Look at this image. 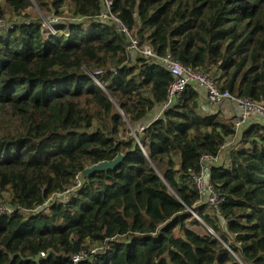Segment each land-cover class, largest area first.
<instances>
[{
    "label": "trees",
    "instance_id": "obj_1",
    "mask_svg": "<svg viewBox=\"0 0 264 264\" xmlns=\"http://www.w3.org/2000/svg\"><path fill=\"white\" fill-rule=\"evenodd\" d=\"M32 1L71 19L53 33L42 19L0 28V264H264V126L236 135L235 118L189 89L140 132L171 75L128 58L124 37L96 20L101 0H1L0 20ZM110 1L142 46L264 104V0ZM229 140L210 168L217 214L193 177ZM190 212L210 232L189 229L200 225Z\"/></svg>",
    "mask_w": 264,
    "mask_h": 264
},
{
    "label": "built area",
    "instance_id": "obj_2",
    "mask_svg": "<svg viewBox=\"0 0 264 264\" xmlns=\"http://www.w3.org/2000/svg\"><path fill=\"white\" fill-rule=\"evenodd\" d=\"M102 10L97 17V21L113 26L116 31L121 34L126 41V53L129 59L134 60L136 57H141L148 61L158 64L164 68L172 77V82L166 91V102L160 108V114L165 109L171 107L182 93L192 89L211 109L227 103L232 106L237 114L234 120V130L236 135L252 124L264 126V104L262 102L251 101L247 98L237 97L228 91L219 89L216 82L207 74L191 67L182 65L170 53L157 55L149 47L142 46L135 35V32L125 26L122 21L112 13V3L110 0H101ZM82 20V19H76ZM9 23L6 20H0V28H6ZM48 33H53L54 28L46 29ZM143 127L139 128L141 132ZM233 140L227 141L215 157H203L202 167L199 174L193 177V184L200 196V202L206 206L209 211H214L219 214V208L224 202V199L214 190L213 184L210 181V168L220 163V158L225 154L229 145ZM193 216L200 220L196 214ZM96 252L92 249L91 253ZM85 255L73 256L72 263L79 262Z\"/></svg>",
    "mask_w": 264,
    "mask_h": 264
},
{
    "label": "rangeland",
    "instance_id": "obj_3",
    "mask_svg": "<svg viewBox=\"0 0 264 264\" xmlns=\"http://www.w3.org/2000/svg\"><path fill=\"white\" fill-rule=\"evenodd\" d=\"M0 2H1V0H0ZM62 10L63 11H61L60 16H55V15H53V13H54L53 11L42 10L38 7V5L34 1H32V6L29 9H27L23 14H21L20 18L19 17H12L11 15H7V22L12 23V22H17L19 20L29 22L30 20H33L34 22L37 23L38 20L42 19V23H43L42 29H43V31H47L46 29L50 30V29L54 28L53 23H60L62 21L63 22L70 21L71 15L69 12H67L66 7H64ZM84 27L87 28V26H84ZM66 31H67V29L65 30V32ZM220 106L213 107L212 110L213 111H217V110L222 111L220 109ZM159 111L160 110L158 109V110L153 111L151 114H149L147 119L142 124H140V127H144L145 125H147L150 122L151 118L157 117L160 114ZM120 114L122 115V112H120ZM130 129L131 128H129L128 132L122 131L124 133L123 137H127L129 135V136L135 138V136H136L135 133L133 131H131ZM225 155L226 154L222 155L219 162L224 161ZM7 198H8L7 193H1L0 194V210L10 209V208H6L4 206V203H3L4 200L6 201ZM207 211H209V210H207ZM209 212H211V211H209ZM188 227H189V229H191L192 231L196 232L199 235H204L207 233V231H209L208 227L204 223H202L201 220H200V225H196V226L195 225H188Z\"/></svg>",
    "mask_w": 264,
    "mask_h": 264
},
{
    "label": "crops",
    "instance_id": "obj_4",
    "mask_svg": "<svg viewBox=\"0 0 264 264\" xmlns=\"http://www.w3.org/2000/svg\"><path fill=\"white\" fill-rule=\"evenodd\" d=\"M200 105H201V108L205 111H208V113H219V115L223 119H226V120L231 119V118H235V116L237 114V111L227 103H223L220 106V109L222 111H219V110L213 111L210 107H208V105L202 99H200ZM159 110H160V108H159Z\"/></svg>",
    "mask_w": 264,
    "mask_h": 264
},
{
    "label": "water",
    "instance_id": "obj_5",
    "mask_svg": "<svg viewBox=\"0 0 264 264\" xmlns=\"http://www.w3.org/2000/svg\"><path fill=\"white\" fill-rule=\"evenodd\" d=\"M264 120V119H263ZM122 156L119 155L114 161L112 162H102L99 163L97 165L92 166L91 168H88L84 171L83 176H87L91 173L94 172H99V171H107V170H111L114 169V167H116V165L121 161ZM191 211V210H190ZM193 213V212H190Z\"/></svg>",
    "mask_w": 264,
    "mask_h": 264
}]
</instances>
